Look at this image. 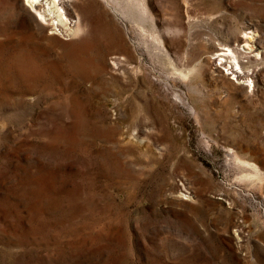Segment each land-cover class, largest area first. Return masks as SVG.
I'll use <instances>...</instances> for the list:
<instances>
[{"label": "rangeland", "instance_id": "374dc122", "mask_svg": "<svg viewBox=\"0 0 264 264\" xmlns=\"http://www.w3.org/2000/svg\"><path fill=\"white\" fill-rule=\"evenodd\" d=\"M27 2L0 0V264H264V0Z\"/></svg>", "mask_w": 264, "mask_h": 264}, {"label": "bare ground", "instance_id": "6f19581e", "mask_svg": "<svg viewBox=\"0 0 264 264\" xmlns=\"http://www.w3.org/2000/svg\"><path fill=\"white\" fill-rule=\"evenodd\" d=\"M52 1L55 2L56 0H52ZM27 4L29 5V7L32 8V10L33 9L36 10L37 15H38V17L40 19L47 18L46 14H44V12L41 11V7H42V9L45 10L46 9V6L48 5V0H28ZM63 9H64V7H63ZM48 10L52 14L51 19H55L56 18L57 20H59L60 23H63L62 26H64V24H70V20L67 17V12H66L65 9H64V13L66 14V17H67L68 20H66V17L64 18L62 16V14L59 13V11L52 10V9H49V8H48ZM48 19H50V18H48ZM245 38H246V40L249 41L250 38H251V35L250 36H246V34H245ZM245 45H248V44H245ZM220 49L221 50H218L220 53H218V54L216 53L217 55H220V54L222 55L220 59H225V61L227 63L230 62L232 65H237L238 67H240V68H238L240 71H238V69H235V67L233 68L232 65L229 67L226 63L221 62V64L224 65V67L227 70H229L231 72V74H233L234 76H236L235 79L238 80V81H240V82H241V79H240L241 77L244 78V79H249V74H248L249 71L248 70H244V69L242 70L241 67L243 66L242 65L243 63L241 62L240 59H238V53L235 52V51L233 52L231 50V48L228 47V46H222V47H220ZM243 52L244 53H247V55L245 54L244 56H246L248 59H250V56L253 55V54L250 53V50H248V51L247 50H244ZM216 69H217L218 72H222L223 71V69L222 70L219 69V68H216Z\"/></svg>", "mask_w": 264, "mask_h": 264}]
</instances>
